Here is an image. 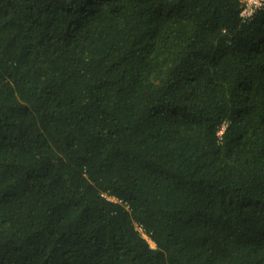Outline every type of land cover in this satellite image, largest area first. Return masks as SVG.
Masks as SVG:
<instances>
[{"label":"trees","instance_id":"obj_1","mask_svg":"<svg viewBox=\"0 0 264 264\" xmlns=\"http://www.w3.org/2000/svg\"><path fill=\"white\" fill-rule=\"evenodd\" d=\"M245 7L0 0V264H264Z\"/></svg>","mask_w":264,"mask_h":264},{"label":"built area","instance_id":"obj_2","mask_svg":"<svg viewBox=\"0 0 264 264\" xmlns=\"http://www.w3.org/2000/svg\"><path fill=\"white\" fill-rule=\"evenodd\" d=\"M246 4L243 14L249 16L256 8L264 6V0H243Z\"/></svg>","mask_w":264,"mask_h":264},{"label":"rangeland","instance_id":"obj_3","mask_svg":"<svg viewBox=\"0 0 264 264\" xmlns=\"http://www.w3.org/2000/svg\"><path fill=\"white\" fill-rule=\"evenodd\" d=\"M152 243V245H154L153 241H150Z\"/></svg>","mask_w":264,"mask_h":264}]
</instances>
